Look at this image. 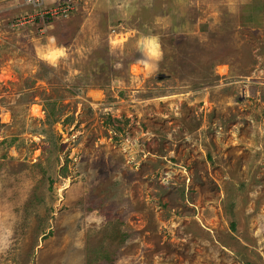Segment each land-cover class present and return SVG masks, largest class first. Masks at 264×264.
Here are the masks:
<instances>
[{
  "label": "rangeland",
  "instance_id": "rangeland-1",
  "mask_svg": "<svg viewBox=\"0 0 264 264\" xmlns=\"http://www.w3.org/2000/svg\"><path fill=\"white\" fill-rule=\"evenodd\" d=\"M35 15L0 0V264H264V0Z\"/></svg>",
  "mask_w": 264,
  "mask_h": 264
},
{
  "label": "built area",
  "instance_id": "built-area-1",
  "mask_svg": "<svg viewBox=\"0 0 264 264\" xmlns=\"http://www.w3.org/2000/svg\"><path fill=\"white\" fill-rule=\"evenodd\" d=\"M22 2L36 11V18L43 22L56 16H67L74 9L76 0H57L56 3H48L49 0H22Z\"/></svg>",
  "mask_w": 264,
  "mask_h": 264
}]
</instances>
